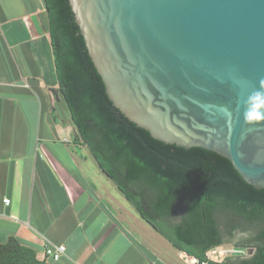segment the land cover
<instances>
[{
  "label": "water",
  "instance_id": "95a60500",
  "mask_svg": "<svg viewBox=\"0 0 264 264\" xmlns=\"http://www.w3.org/2000/svg\"><path fill=\"white\" fill-rule=\"evenodd\" d=\"M109 98L153 137L227 158L264 188V0H70Z\"/></svg>",
  "mask_w": 264,
  "mask_h": 264
},
{
  "label": "crops",
  "instance_id": "0c3cea01",
  "mask_svg": "<svg viewBox=\"0 0 264 264\" xmlns=\"http://www.w3.org/2000/svg\"><path fill=\"white\" fill-rule=\"evenodd\" d=\"M48 24L45 0H0V242L64 244L54 264H190L76 139Z\"/></svg>",
  "mask_w": 264,
  "mask_h": 264
},
{
  "label": "trees",
  "instance_id": "16d2710c",
  "mask_svg": "<svg viewBox=\"0 0 264 264\" xmlns=\"http://www.w3.org/2000/svg\"><path fill=\"white\" fill-rule=\"evenodd\" d=\"M61 94L78 135L140 216L177 249L200 260L232 239L253 253L214 264H264V188L248 183L232 161L203 147L156 139L109 98L70 0H45ZM0 264H54L11 236L0 242Z\"/></svg>",
  "mask_w": 264,
  "mask_h": 264
},
{
  "label": "built area",
  "instance_id": "2783aa9c",
  "mask_svg": "<svg viewBox=\"0 0 264 264\" xmlns=\"http://www.w3.org/2000/svg\"><path fill=\"white\" fill-rule=\"evenodd\" d=\"M6 202L9 203V199H6ZM65 251H66V246L64 244H60V245L49 244L44 251V257L52 261H57L64 255ZM232 251L235 252V250L232 249L213 248L207 253V259L205 260H200L197 257H192L189 256L187 253L185 252L184 253H185V257L190 259V264H214L213 261L216 262L222 260L225 256L229 254V252Z\"/></svg>",
  "mask_w": 264,
  "mask_h": 264
},
{
  "label": "clouds",
  "instance_id": "9594fccd",
  "mask_svg": "<svg viewBox=\"0 0 264 264\" xmlns=\"http://www.w3.org/2000/svg\"><path fill=\"white\" fill-rule=\"evenodd\" d=\"M243 116L246 123L264 121V80L260 81V89L249 97Z\"/></svg>",
  "mask_w": 264,
  "mask_h": 264
},
{
  "label": "rangeland",
  "instance_id": "374dc122",
  "mask_svg": "<svg viewBox=\"0 0 264 264\" xmlns=\"http://www.w3.org/2000/svg\"><path fill=\"white\" fill-rule=\"evenodd\" d=\"M248 237H249V233L237 232L236 235L232 239H229L221 246L216 247L218 249L235 250V252L234 251L229 252V254L225 256L222 260L230 259V261H232V260H238L244 257L251 256L253 253L252 248L250 246H247L246 244L240 245V241Z\"/></svg>",
  "mask_w": 264,
  "mask_h": 264
}]
</instances>
